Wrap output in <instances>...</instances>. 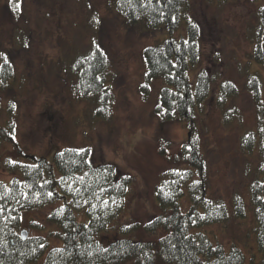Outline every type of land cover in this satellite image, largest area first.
Returning a JSON list of instances; mask_svg holds the SVG:
<instances>
[{"label":"rangeland","instance_id":"rangeland-1","mask_svg":"<svg viewBox=\"0 0 264 264\" xmlns=\"http://www.w3.org/2000/svg\"><path fill=\"white\" fill-rule=\"evenodd\" d=\"M15 2L16 6L12 0H0V60L9 61L13 68L6 86L0 87V127L6 126L7 119L11 121L13 138L29 156H43L54 163L55 153L63 148H88L91 165L112 164L118 176L132 177L123 211L99 236L103 244L119 237L120 226L153 218L155 185H162L166 172L173 168L166 157L179 155L180 145L195 135L204 162L205 197L226 203L230 211L227 222L214 223L206 231L224 244L236 240L246 264H251L252 256L258 264L249 187L261 177L264 154L247 82L249 72H263L250 52L257 10L264 0H189L188 16L198 25L201 49L200 64L188 70L189 82L194 86L201 67L217 75L196 114L193 132L178 116L159 119L155 107L164 83L161 78L148 81L145 76L143 50L168 36L164 28L150 29L144 22L127 24L113 0ZM180 33L185 35L184 25L175 36ZM95 47L107 62L102 85L109 89L110 103L104 101L105 92L100 89L86 98L77 89L82 68L76 62ZM226 80L236 85V93L218 104L219 85ZM162 144L166 148L159 154ZM12 149L10 143H0V180L19 175L4 165ZM83 177L84 173L77 174L69 187L80 185ZM237 198L243 202L244 218L235 217ZM84 204V200L77 203ZM55 207L52 204L28 214L42 228L27 223L19 232L49 235L54 226L45 216ZM49 239L52 245H60L58 239Z\"/></svg>","mask_w":264,"mask_h":264},{"label":"trees","instance_id":"trees-1","mask_svg":"<svg viewBox=\"0 0 264 264\" xmlns=\"http://www.w3.org/2000/svg\"><path fill=\"white\" fill-rule=\"evenodd\" d=\"M15 1L12 0L13 5ZM113 3L127 24L144 22L150 29L164 28L168 32L165 39L144 48L145 76L148 81L161 78L164 83L155 107L159 119L168 121L178 116L188 122L193 132L196 114L217 75L201 67L194 86L189 82V68L201 61L200 32L188 16L189 0H113ZM257 18L250 58L263 72H249L247 86L255 106L260 150L264 154V5L257 10ZM182 25L185 35L175 36ZM76 63L82 68L77 87L81 98L100 89V93L105 92L104 101L110 103L109 89L102 85L107 62L101 50L95 47ZM12 69L9 61L0 60L1 89L12 77ZM143 88L146 93L147 85ZM235 93L233 82H221L218 104ZM13 132V124L7 119L6 126L0 127V143H10L13 149L6 150L4 165L10 172L18 170L19 175L9 181L0 180L3 208L0 264H246L236 240L224 244L206 231L214 223L227 222L230 211L226 203L205 197L204 162L195 135L180 145L179 155L166 157L173 168L166 172L167 179L162 185H155L153 218L142 224L133 221L120 226L119 237L103 244L99 236L123 211L122 201L132 177L118 176L112 164L91 165L88 148H63L55 153L54 163L43 156H29L17 145ZM251 138L248 136L252 141ZM165 148L166 145H160L159 154ZM21 158L29 161H15ZM79 173H84L82 183L70 188V181ZM259 173L261 177L251 183L249 191L253 236L260 253L258 264H264V158ZM79 200L86 204L77 205ZM52 204L56 207L45 216L54 226L48 231L50 237L39 234L23 238L19 230L25 224L42 228L28 214ZM233 211L235 217L246 216L241 199H235ZM49 238L58 239L60 245H52ZM249 261L255 264L254 256Z\"/></svg>","mask_w":264,"mask_h":264},{"label":"water","instance_id":"water-1","mask_svg":"<svg viewBox=\"0 0 264 264\" xmlns=\"http://www.w3.org/2000/svg\"><path fill=\"white\" fill-rule=\"evenodd\" d=\"M20 233H21V235H22L23 238L27 236V233L24 230H22Z\"/></svg>","mask_w":264,"mask_h":264},{"label":"snow or ice","instance_id":"snow-or-ice-1","mask_svg":"<svg viewBox=\"0 0 264 264\" xmlns=\"http://www.w3.org/2000/svg\"><path fill=\"white\" fill-rule=\"evenodd\" d=\"M49 195H51V194H49ZM0 212H3V208L2 207H0ZM41 247H43V245H41Z\"/></svg>","mask_w":264,"mask_h":264}]
</instances>
